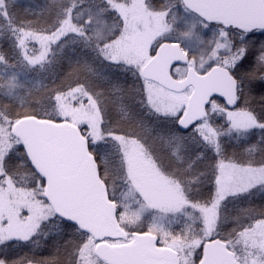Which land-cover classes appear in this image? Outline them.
I'll use <instances>...</instances> for the list:
<instances>
[{
    "label": "snow or ice",
    "instance_id": "obj_1",
    "mask_svg": "<svg viewBox=\"0 0 264 264\" xmlns=\"http://www.w3.org/2000/svg\"><path fill=\"white\" fill-rule=\"evenodd\" d=\"M16 2L0 0V264H264V0H50L43 26ZM64 59L73 84L36 79Z\"/></svg>",
    "mask_w": 264,
    "mask_h": 264
},
{
    "label": "trees",
    "instance_id": "obj_2",
    "mask_svg": "<svg viewBox=\"0 0 264 264\" xmlns=\"http://www.w3.org/2000/svg\"><path fill=\"white\" fill-rule=\"evenodd\" d=\"M162 0H157V4L161 3ZM50 4V0H17L16 7L14 9L17 17L19 18H26L34 21H39L38 26H43L46 20H49V14L46 11L48 5ZM43 14V15H41ZM7 50V49H5ZM65 55L66 56H72V47L69 46L65 49ZM76 55H79V51H77ZM72 71V66H70L67 59L61 60L60 64L54 69L52 73L45 74L43 76H37L36 79H38L42 84L47 85L49 88L52 87H67L70 84H73L76 77L70 76L69 73ZM80 79H83V76H80ZM129 83H131V79H129ZM221 102V101H219ZM222 103V102H221ZM219 123H223V119L220 118L218 120ZM124 129H128L127 124L121 125ZM177 127V126H176ZM178 128V127H177ZM245 146L240 144L236 141H230L226 143V152L228 155H232L235 153V158L237 160H246L248 159V154L244 151ZM163 156L168 158V163H172L171 157L168 155L167 152L161 153ZM210 156L211 153H208ZM252 159L259 161L261 159V156L259 153L253 154L251 157ZM166 162V160H165ZM208 163H211V161H205L204 163L200 164L201 170L206 169V165ZM211 185H208L206 188L202 189L204 194H207L208 188H210ZM253 206H259L261 204V197L257 196L254 197L251 201ZM244 205H240V207H243ZM27 251V249H25ZM55 252V249L51 246H47L43 251L42 255L44 256H51ZM61 264H63V254H60L59 257Z\"/></svg>",
    "mask_w": 264,
    "mask_h": 264
},
{
    "label": "rangeland",
    "instance_id": "obj_3",
    "mask_svg": "<svg viewBox=\"0 0 264 264\" xmlns=\"http://www.w3.org/2000/svg\"><path fill=\"white\" fill-rule=\"evenodd\" d=\"M154 2L157 3V0H154ZM164 159L166 160L165 164H169L168 161H167L168 158L164 156Z\"/></svg>",
    "mask_w": 264,
    "mask_h": 264
},
{
    "label": "water",
    "instance_id": "obj_4",
    "mask_svg": "<svg viewBox=\"0 0 264 264\" xmlns=\"http://www.w3.org/2000/svg\"><path fill=\"white\" fill-rule=\"evenodd\" d=\"M220 100H221L222 102H224V101H223V98H220ZM177 127L179 128V126H178V125H177Z\"/></svg>",
    "mask_w": 264,
    "mask_h": 264
}]
</instances>
